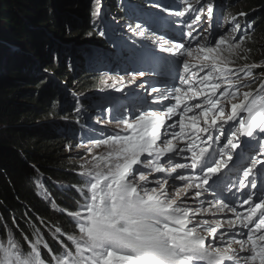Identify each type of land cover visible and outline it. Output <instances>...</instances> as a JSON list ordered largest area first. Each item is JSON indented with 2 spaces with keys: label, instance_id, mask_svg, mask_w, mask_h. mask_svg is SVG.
I'll return each mask as SVG.
<instances>
[{
  "label": "snow or ice",
  "instance_id": "6c2138e0",
  "mask_svg": "<svg viewBox=\"0 0 264 264\" xmlns=\"http://www.w3.org/2000/svg\"><path fill=\"white\" fill-rule=\"evenodd\" d=\"M151 7L175 17L179 35L126 25L154 45L134 48L132 58L147 67L125 72L143 95L135 107L110 106L111 131L67 145L87 153L74 166L82 183L66 189L80 198L76 209L61 206L43 178L35 182L75 231L54 228L56 251L43 217L21 237L13 217L11 237L0 225V264H264V63L249 62L254 25L239 23L243 11L222 24L214 0ZM91 15L102 37L109 23L122 27L105 21L103 0H94Z\"/></svg>",
  "mask_w": 264,
  "mask_h": 264
},
{
  "label": "trees",
  "instance_id": "16d2710c",
  "mask_svg": "<svg viewBox=\"0 0 264 264\" xmlns=\"http://www.w3.org/2000/svg\"><path fill=\"white\" fill-rule=\"evenodd\" d=\"M30 1H33V4H29ZM42 1L43 3L37 0L0 2L2 20L9 23L10 27L14 29L13 31L0 28V44L2 46L3 42L15 48V51H7L5 46V52H7L6 54L2 53L6 59L4 61L0 59V130H4L9 134V139L11 138L10 141L0 139V225L5 226L4 230L7 236L11 237L9 235H13V217H15L19 224L15 234L17 237H21L25 233H32L33 229L37 228L39 222L36 221V217L39 214L49 225L48 228L43 229L48 243L51 247L53 245L60 247L61 245L52 238L54 229L51 225L62 227L67 233L74 231V225L69 222L70 219L67 215L50 210L49 203L37 195L38 192L43 195L44 188L35 186V182L43 178V184L61 206L68 209L77 207L80 198L75 192L66 189L69 185L82 183V180L74 168L77 162L66 157L68 152L65 147L70 143L79 144L82 139L87 140L89 136L99 135L91 128L90 123L83 121L82 117L93 116V121H96V114L97 117L104 115L105 107L109 106L110 102L101 96L88 95L105 88L106 83H102V79L110 75L123 62L121 60L119 62L106 60L95 63V59L92 62L83 61L86 53L81 55V52L86 49L85 47L76 54L77 56L62 55L60 62L53 61L51 56L50 59L53 63L45 64L48 69L55 71L54 75L58 80L68 78L72 81L74 78L79 86L76 95L72 96L70 92H65L67 86H62L63 92L70 94L66 98L63 95L65 99L53 94L49 88L42 89L41 93L35 88H23L21 84L24 80L33 81L30 85L41 86L39 80L34 81V78L28 75V71L33 69V66L30 57L24 55L25 51L23 50L26 49V45H23V41L28 42L33 56L45 60L44 50H41L43 48L42 39L37 35V31L29 30L31 29L27 26V22H30L29 19H35L36 23L50 26L59 35L65 32L64 26L61 28L56 25L57 23H54L55 14L52 16L42 10V16H39L40 6H43L44 3L49 4L51 0ZM107 1L114 11L121 10L117 6L118 3L115 4L113 0ZM236 1L229 0L227 5L231 10L233 7L243 9V11L245 9L247 14L245 18L250 19L251 24L254 25L249 46L255 50V53H264V0H241L238 3ZM56 2L64 6L66 8L64 11L67 13H77L79 16L81 14L80 17H82V23L77 25L76 30L72 32L73 34L71 33L72 35L70 34L71 37L67 39L68 41L85 46L102 42L103 39L99 37L93 27L91 11L94 7V0L78 2L75 9L68 7L69 0H56ZM18 13L24 15V19H20ZM33 26L32 29L35 28ZM90 48L89 46L88 51L92 53L93 57H98L99 53H103V49ZM40 50L41 52H39ZM105 57L106 53H104ZM30 85L29 83L24 84L25 87ZM92 86H95V90L89 89ZM22 95H28L27 98L25 97L27 102L24 105L18 102V98ZM78 100L80 101L79 105L77 104ZM22 106L25 109L21 108ZM77 107H82L83 110L77 113L75 111ZM26 111L27 113H25ZM38 119L49 120L43 124L38 123ZM33 165L39 169V172H36ZM26 210H30L27 215H25ZM2 238L0 236V239Z\"/></svg>",
  "mask_w": 264,
  "mask_h": 264
},
{
  "label": "rangeland",
  "instance_id": "374dc122",
  "mask_svg": "<svg viewBox=\"0 0 264 264\" xmlns=\"http://www.w3.org/2000/svg\"><path fill=\"white\" fill-rule=\"evenodd\" d=\"M3 1H5V0H0V2H3ZM37 1H39V2L41 1L43 3L42 0H37ZM125 1H126V6H129V5L132 6V4L129 3L127 0H125ZM240 1L241 0H237L236 3L240 2ZM32 2L33 1H30L29 4H33ZM78 2L84 3V2H87V0H77V1L76 0H69L67 5H68V7L75 9L78 6V4H77ZM192 2L194 3L195 0H192ZM181 3H182V0H181ZM214 3L216 4L215 10H216L217 14H219L220 9L217 8V4L218 5H220V4L218 3V0H214ZM222 3L224 5V7L226 8L227 4L229 3V0H223ZM231 4H232V2H231ZM104 5H105V3H104ZM139 7L144 8V6H139ZM65 9L66 8L64 6H61L60 4H58L56 2V0H51L49 4L44 3V5L40 6V9H38L40 11L39 16H42L41 15L42 10L45 11V13H47V14H51L52 16H54V14H55L54 23L55 24L57 23L56 25L61 26V28H63V26H64L63 29L65 30V32H63L60 35L55 32V29L54 30L51 29L50 26L44 25V23H36L35 19L34 20L29 19L30 22H27L28 28L29 27L31 28L29 30H33V32L37 31V35L42 39L43 48L41 50H44L43 56L45 57V60H42L41 58L33 56L34 54L29 49L30 46H29L28 42L23 41L24 44L23 43L22 44L24 46L26 45L25 46L26 49L23 50V51H25L24 55L27 57H30V60L32 61V66H33V69L28 71L29 72L28 75L30 77H33L34 81L39 80V82L41 83V86L38 87L35 85H30V83H33V81L24 80L22 82V84L19 83L22 85L23 88H25V89L26 88H30V89L35 88L36 90H38L39 93L42 92V89L49 88L53 94H57V96H59V98H60V97H63V95H65L66 97L68 96L62 90V86H67L64 91L70 92V94L72 96H73V94L76 95V91L79 89V86H78V83L75 82L74 78L72 81L69 80L68 78L65 80H58L57 77L54 75L55 71L48 69L47 66L45 65V64L50 65L53 63L52 60L50 59L51 56L53 58V61L60 62L62 55L63 56L64 55H69V56L76 55L81 50L82 45H78L77 43H73L72 41L67 40L73 34L72 32L74 30H76L77 25L79 23H82V19H81L82 17H80L81 14L79 16L77 13H70V12L67 13L66 11H64ZM144 9H146V10L138 9V11H140V14H145L149 17L151 16V17H153L151 19H154V16L150 15V13H149L150 9L146 8V7ZM106 10L107 9H103L104 12ZM232 11L238 13V12L243 11V9H238V8L236 9L235 7H233ZM143 12H145V13H143ZM154 12L156 13L157 11H154ZM243 12L245 13L246 10L244 9ZM221 13H222V17H223V13H224L223 10L221 11ZM18 15L20 16V19L21 18L24 19V17H25L24 15L19 14V13H18ZM160 17L162 19H164V20H162V24H161L162 28L163 29L164 28L170 29L171 31L174 32L172 34H174L178 37L179 33H178L176 28L171 26L170 19L167 18L166 16H160ZM26 18H25V20H26ZM104 18H105V21H107V22H111L113 20V18H115V20L118 21L122 27L117 28L115 24H112L114 26H111L110 25L111 23H109L106 36H107L109 41H110V39H112V41H113L112 46L108 47V46L103 45L104 46L102 48L103 53H99L98 57H96V56H94V57L92 56V58L90 57L89 62H92L93 59H95V63H101V62H104L106 60H117V62H119L121 60L123 62V65H121V66H123L122 70L124 73L126 72V70L130 72L133 68H137V65H138V67H147L146 64L142 63L141 61L134 60L132 58L131 53L133 52L134 48H140L141 46H143L144 50H148V49H151L152 47H154V45L151 42L152 38H151L150 34H149L148 39H145V38L143 39L141 37L138 38V36L132 37L131 34L128 32L127 27H126V25L128 24L127 20H123V18H121V16H119V15H112V13H110V14L105 13ZM218 18H220V15H218ZM174 19H175V17H174ZM226 19H227V17H226ZM220 22L223 24L226 21H223V18H220ZM35 23H36V25L33 26V24H35ZM213 23H215V21H213ZM208 24H209V21L207 18H205L204 19L205 28L208 27ZM10 26L11 25L7 22H4L0 16V28L2 30H8V29L11 30L12 27H10ZM32 26L35 27L36 29L35 28L32 29ZM161 26L157 23L150 25V27L152 29L157 30L158 34L167 33V32L163 31ZM12 30L14 31V29H12ZM120 39H122L121 41L125 42V44L117 43V42H119L118 40H120ZM132 40L137 41L135 46H133ZM2 44H3L2 46L0 44V46H1L0 59H2L4 61V59H6V56L3 57V53L6 54L7 51H12L15 48H13L10 45H6L3 42H2ZM3 46H4V48H3ZM5 46L7 48L6 52H5ZM41 50L39 52H41ZM104 53H106L105 58H104ZM113 54L117 57V59L115 58V56ZM58 57H59V59H58ZM253 60L256 62L264 63V53H257V52L255 53V50L252 49L249 62H252ZM132 63H134V64H132ZM3 65H4V63H3ZM258 72H259V70H257V73ZM121 77L124 78V80H123V86H124L123 91H116V88L121 87V85L118 83V81H120ZM130 79H131L130 76H126L125 74H119L118 71H115V72L111 73L110 75H108L102 79V83H104V84L110 83L111 84V88L106 90V92L104 94H106L105 97L108 100L110 97H112L113 100L112 99L111 100L113 102V105H116V103L120 102L121 100H124L123 102H125V103L123 105H129L130 103H132L133 106L135 107L134 102L136 101L135 99H137L136 93H140L141 95H143L142 89H139V88H136L135 90L130 91L131 89H133L129 84ZM59 81H60V83H59ZM45 82H46V85H44ZM149 82L154 83L155 81L150 80ZM25 83H29L30 86L25 87L24 86ZM93 87H95V86H93ZM102 89H104V88H101L99 90H102ZM98 92H101V91H98ZM94 94L95 93H92L91 95H94ZM27 96H25V95L20 96L18 98V102H20L22 105H24L27 102V100H26ZM77 96H79V95H77ZM117 106H119V105L117 104ZM21 108L25 109L24 106H22ZM25 113H27V111ZM82 119L86 123L93 122V116H91V117L85 116V117H82ZM48 120L44 121V120L38 119L37 121H38V123L41 122L44 124V123L48 122ZM107 122L108 121L106 120L105 127L109 129L108 131H111L113 128H115V126L113 124L107 123ZM1 138L8 140V141L11 140V138L9 139V134L5 133L4 130H0V139ZM74 144H77V143H74ZM65 150H66V152H68L66 157L68 159H70L71 161H74L75 163L77 162V165H78V163L81 164L83 162V160L87 157V153L85 152V149L82 147L81 148L73 147L71 152L68 151L67 147H65ZM78 153L80 154L79 156H78ZM261 172H264V169H262ZM190 203H191V201H190Z\"/></svg>",
  "mask_w": 264,
  "mask_h": 264
},
{
  "label": "bare ground",
  "instance_id": "6f19581e",
  "mask_svg": "<svg viewBox=\"0 0 264 264\" xmlns=\"http://www.w3.org/2000/svg\"><path fill=\"white\" fill-rule=\"evenodd\" d=\"M118 0H113V2L115 3V4H117V3H119V2H117ZM218 1H220V2H222L223 0H218ZM110 3L108 2V4H107V8L108 9H111L110 8ZM135 7H137L136 5H134ZM155 13V12H154ZM164 20V19H163ZM120 21V20H119ZM142 21V20H141ZM160 29V28H159ZM128 37V36H127ZM139 38V37H138ZM144 39V38H143ZM131 44V43H130ZM91 48H92V46H90ZM94 49H98V48H94ZM109 62V61H108ZM107 62V63H108ZM132 62V61H131ZM104 64V63H103ZM106 64V63H105ZM132 64H134V63H132ZM121 65H123V64H120L116 69H114L113 71H112V73L113 72H115V71H118L119 72V74H124V72H123V70H122V67L123 66H121ZM147 66V65H146ZM109 67V66H108ZM137 67H138V65H137ZM98 68V67H97ZM101 68V67H100ZM90 69H92V68H90ZM96 69V68H95ZM104 69V68H103ZM107 69V68H106ZM86 70V69H85ZM109 70V69H108ZM111 70V69H110ZM99 70H97V72H98ZM99 73V72H98ZM97 73V74H98ZM105 73V72H104ZM107 85V86H106ZM105 88L104 89H102V90H98V91H101V92H98V91H94V92H92V93H95L94 95H88V96H101V97H105L106 96V94H104L105 92H106V90H108L109 88H111V84L109 83V85H108V83H106L105 84ZM90 90H95V87H90L89 88ZM96 89H97V87H96ZM133 89H131L130 91H132ZM127 91V90H126ZM129 91V92H130ZM86 98H87V96H85ZM103 97V98H104ZM105 99H107L106 97H105ZM112 97H110L109 98V102H110V104H109V106H106L105 107V113H104V115H101V116H99V117H97V114H96V121H93L92 123H90V126H91V128L94 130V131H96V133H100V130H106V131H108L109 129L108 128H106L105 127V122H106V120L108 121L109 120V114H108V109L110 108V106L111 105H113V102H112ZM108 100V99H107ZM136 100V99H135ZM127 103V102H126ZM119 105V104H118ZM116 106H117V104H116ZM101 120H103L104 122L103 123H98V121H101ZM114 125V124H113ZM115 126V125H114Z\"/></svg>",
  "mask_w": 264,
  "mask_h": 264
}]
</instances>
